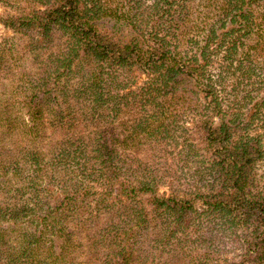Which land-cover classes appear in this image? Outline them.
I'll return each instance as SVG.
<instances>
[{
	"label": "trees",
	"instance_id": "obj_1",
	"mask_svg": "<svg viewBox=\"0 0 264 264\" xmlns=\"http://www.w3.org/2000/svg\"><path fill=\"white\" fill-rule=\"evenodd\" d=\"M258 1L0 15L31 43L0 46V264H264V52H238L253 28L264 49Z\"/></svg>",
	"mask_w": 264,
	"mask_h": 264
},
{
	"label": "rangeland",
	"instance_id": "obj_2",
	"mask_svg": "<svg viewBox=\"0 0 264 264\" xmlns=\"http://www.w3.org/2000/svg\"><path fill=\"white\" fill-rule=\"evenodd\" d=\"M14 1H16V0L9 1V3H3L2 0H0V15L1 16L6 14V12L14 11V8H12L11 6L12 5L17 6L15 4H18V3H15ZM145 1L148 4H150V2H151V0H144V2ZM18 2H23L22 4H24V1H18ZM217 2H218V0H215V2H213L216 5V8L214 9V11H209L211 14L216 15L218 13L217 7L218 6L220 7V5ZM253 8L255 11V14H254L255 17H258L261 12H264V0H259L257 3L254 4ZM207 23H209V22H206L204 24L206 25ZM210 24H213V23H210ZM236 29L239 31L236 32L235 37L240 36V34H241V36H243V34H245V32L247 30L246 25L244 24L245 30L241 31L242 29H240V23L236 24ZM262 30L264 31V27ZM252 31L253 32L251 34H249L247 37H242L246 45H245V47L242 46L241 48H239L238 52H262L261 50H263V52H264V49H262V46L257 50L255 49V45H258L257 40L259 37L256 35L258 28H253ZM30 44L31 43H30V40L28 37L23 36L20 33H15L12 29L5 28L3 25L0 24V46L1 47L7 46V48L10 49L9 52L23 53V52H31L30 51L31 48L29 47ZM22 65H24L26 68L29 67L28 61H23ZM262 74H264V73L258 71L259 76ZM256 93H257V91H254L253 95L255 96ZM256 169H257V172L260 175H262L264 178V160L260 164H258ZM191 185H194V183L189 182L184 187H182L181 188V194H183L184 192H187L188 198H191L192 192H194L193 191L194 189H193V187H191ZM198 185L201 186L200 183ZM160 192H167V187L162 186ZM237 254H238V251H235L233 248L228 247L226 252H225V257L229 259V258L235 257Z\"/></svg>",
	"mask_w": 264,
	"mask_h": 264
}]
</instances>
